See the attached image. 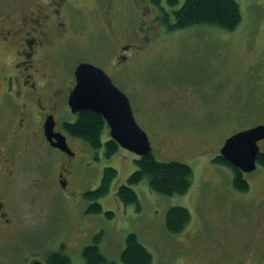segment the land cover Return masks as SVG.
Returning <instances> with one entry per match:
<instances>
[{
  "label": "rangeland",
  "instance_id": "374dc122",
  "mask_svg": "<svg viewBox=\"0 0 264 264\" xmlns=\"http://www.w3.org/2000/svg\"><path fill=\"white\" fill-rule=\"evenodd\" d=\"M116 1L119 17L112 38L103 21L104 8L98 12L95 0H81L76 18L90 30V39L75 50L69 49L68 41L56 42L54 57H63L64 63L60 84L68 82L78 61H90L111 73L118 47L137 44L131 35H153L149 46L137 45H145V50L131 67L110 76L130 98L152 155L159 162L191 166L192 186L186 194L164 195L153 191L146 178L132 186L139 207L125 205L116 192L136 171V154L119 148L91 169L78 162L68 174L67 189L55 175L50 180L55 199L47 211L55 213L60 224L50 225L48 239L67 243L65 253L72 264H85L83 250L95 240L109 262L122 264L130 233L153 255V264H264V167L258 165L254 173L245 174L250 189L241 192L234 186V172L216 161L228 137L264 124V0H237L243 19L234 31L210 24L170 30L137 14V9L151 10L163 19L167 14L173 24L174 12L185 0H158L160 6L157 0H137L136 7L135 0ZM3 42L0 36V66L10 56L1 49ZM67 50L71 53L65 59L62 52ZM71 147L76 150L75 144ZM259 147L264 153V140ZM43 156L46 165L63 158L50 149ZM107 167L114 168L117 177L110 192L96 199L104 211L89 212L94 202L85 195L98 189ZM58 172L51 168L49 177ZM172 207H184L191 214L181 234L167 230L166 216Z\"/></svg>",
  "mask_w": 264,
  "mask_h": 264
},
{
  "label": "flooded vegetation",
  "instance_id": "af4514ba",
  "mask_svg": "<svg viewBox=\"0 0 264 264\" xmlns=\"http://www.w3.org/2000/svg\"><path fill=\"white\" fill-rule=\"evenodd\" d=\"M95 1L98 12L104 8L107 35L114 38L118 2ZM135 3V7L139 5L137 0ZM81 7V0H0V36L4 38L1 49L10 55L0 66V264H52L54 255L65 253L66 242L56 237L53 241L48 239L50 225L60 224L56 214L47 211L50 201L55 199L50 180L55 175L57 183L68 182V174L78 162L91 169L105 157L108 140L92 151L80 139L70 140L63 129L66 123L77 122L81 114H73L68 107L77 83L76 69L81 63H93L78 61L68 82L61 85L63 57H54L53 50L58 40L70 42V50L89 41L90 30L76 18ZM137 14L143 19H159L151 10L137 9ZM135 33L130 38H137V45L145 42L149 46L155 39L153 35L143 38ZM137 45L127 43L118 47L112 74L126 71L143 54L145 45ZM68 50L62 52L65 59L71 53ZM69 116L75 120H68ZM51 117L56 124L55 133L67 137L71 155L46 139V123ZM71 144L76 145V150ZM46 149L63 158L55 157L54 162L46 165ZM51 168L58 169V174L49 177Z\"/></svg>",
  "mask_w": 264,
  "mask_h": 264
},
{
  "label": "trees",
  "instance_id": "16d2710c",
  "mask_svg": "<svg viewBox=\"0 0 264 264\" xmlns=\"http://www.w3.org/2000/svg\"><path fill=\"white\" fill-rule=\"evenodd\" d=\"M159 5V1H156ZM175 3V1H171ZM167 16V17H166ZM159 20L170 30L185 29L195 25L210 24L219 26L227 31L236 30L242 22L243 15L237 0H185L182 7L174 12V23L171 24L169 15ZM107 129L105 119L92 110L81 112L77 122L66 123L64 130L73 138L85 142L91 149L97 150L102 146L103 134ZM119 150L118 144L112 140L106 143V157L111 158ZM217 162L229 167L234 172V186L241 192H247L250 185L242 172L218 157ZM259 166L264 167V153L258 156ZM137 169L128 179V185L117 190L116 196L125 205L135 204L139 207V198L134 185L142 183L149 178L150 188L164 195L186 194L193 182V169L191 166L179 162H159L152 154L137 160ZM117 177V171L106 168L101 188L96 192H89L86 197L95 200L107 195L111 183ZM89 212L102 214L103 208L95 202L89 207ZM113 216L112 213H106ZM191 221V214L184 207H172L166 216L167 230L172 234H181ZM85 264H115L109 262L101 253L99 241L87 246L83 250ZM122 264H153V255L140 242L135 233H130L126 239V247L121 254ZM52 264H72L71 258L62 253L52 257Z\"/></svg>",
  "mask_w": 264,
  "mask_h": 264
},
{
  "label": "water",
  "instance_id": "95a60500",
  "mask_svg": "<svg viewBox=\"0 0 264 264\" xmlns=\"http://www.w3.org/2000/svg\"><path fill=\"white\" fill-rule=\"evenodd\" d=\"M75 75L77 83L69 97L72 112L92 110L100 114L119 146L141 157L151 154L149 137L137 123L129 98L114 85L109 75L88 63L80 64ZM55 125L51 117L46 123L47 140L53 147L71 154L66 137L54 132ZM263 140L264 125L239 132L226 140L221 157L242 173H252L257 169L259 142Z\"/></svg>",
  "mask_w": 264,
  "mask_h": 264
}]
</instances>
